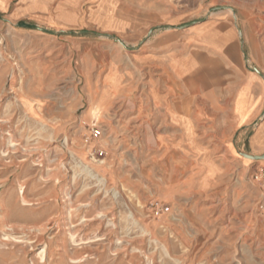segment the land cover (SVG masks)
<instances>
[{
  "label": "rangeland",
  "instance_id": "1",
  "mask_svg": "<svg viewBox=\"0 0 264 264\" xmlns=\"http://www.w3.org/2000/svg\"><path fill=\"white\" fill-rule=\"evenodd\" d=\"M241 151L264 153V0H0V264H264Z\"/></svg>",
  "mask_w": 264,
  "mask_h": 264
},
{
  "label": "crops",
  "instance_id": "2",
  "mask_svg": "<svg viewBox=\"0 0 264 264\" xmlns=\"http://www.w3.org/2000/svg\"><path fill=\"white\" fill-rule=\"evenodd\" d=\"M246 81H244L241 84V88L239 89V91L237 92V94L235 95V98L233 100V112L231 114V120L228 123V127L229 129L234 132L238 131V130H242L243 128H247V126L249 125L250 121H251V114L249 111V102H248V98L246 96ZM241 94L240 99L242 100V102L245 104V115L242 116L235 108V103L236 100L238 98V96ZM163 101V100H162ZM165 101V111L167 113V115L171 118V115H173V118L171 120L175 121V123H178V125L182 126L183 128V121L182 118H186L187 114H183L181 111H179L178 109L174 108L170 103H167L166 100ZM191 117H195V115H190ZM195 123L194 120L191 121V124ZM185 131V130H184Z\"/></svg>",
  "mask_w": 264,
  "mask_h": 264
},
{
  "label": "water",
  "instance_id": "3",
  "mask_svg": "<svg viewBox=\"0 0 264 264\" xmlns=\"http://www.w3.org/2000/svg\"><path fill=\"white\" fill-rule=\"evenodd\" d=\"M228 8L229 7L221 6V7H212L210 10L211 11H215V10H219V9H225L226 10ZM233 17H234V19L236 18L234 14H233ZM199 21H201V20H199ZM199 21H192V22H189L187 24L181 25V26L178 27V29H184V28L190 27V26L196 24ZM150 33H151V31L148 32V34H150ZM117 41L120 42L119 40H117ZM241 46H242V43H241ZM254 70L257 73H260L256 68H254ZM240 154L244 158H247V159H250V160H264V153H262V154H252V153H248V152H245V151H241Z\"/></svg>",
  "mask_w": 264,
  "mask_h": 264
},
{
  "label": "bare ground",
  "instance_id": "4",
  "mask_svg": "<svg viewBox=\"0 0 264 264\" xmlns=\"http://www.w3.org/2000/svg\"><path fill=\"white\" fill-rule=\"evenodd\" d=\"M228 9H230V8H228ZM228 9H226V10H228ZM230 10H231V9H230ZM232 16H233V15H232ZM94 113H96V110H95V112H93V114H94ZM246 159H247V158H246ZM249 160H250V159H249ZM22 202L24 203V202H28V201H26V200L24 199V197L22 196ZM75 233H76V232H72V233H70L69 236H68V238H69V240H70L71 243L78 244L79 242H82V241L88 239V238L83 239V238H81V237L75 236ZM40 257H41V258L44 257V250H42V251L40 252ZM70 259H76V258H70Z\"/></svg>",
  "mask_w": 264,
  "mask_h": 264
}]
</instances>
